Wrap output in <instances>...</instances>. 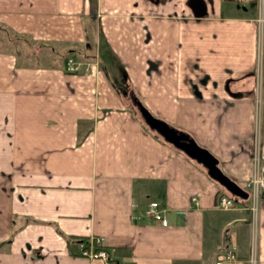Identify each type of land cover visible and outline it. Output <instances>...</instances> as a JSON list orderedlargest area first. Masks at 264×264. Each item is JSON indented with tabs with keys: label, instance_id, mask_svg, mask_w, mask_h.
<instances>
[{
	"label": "crops",
	"instance_id": "obj_1",
	"mask_svg": "<svg viewBox=\"0 0 264 264\" xmlns=\"http://www.w3.org/2000/svg\"><path fill=\"white\" fill-rule=\"evenodd\" d=\"M133 97L248 196L215 207L228 190ZM256 146L264 162V0H0V264H214L230 245L222 264H264ZM92 235L109 263L76 253Z\"/></svg>",
	"mask_w": 264,
	"mask_h": 264
},
{
	"label": "built area",
	"instance_id": "obj_2",
	"mask_svg": "<svg viewBox=\"0 0 264 264\" xmlns=\"http://www.w3.org/2000/svg\"><path fill=\"white\" fill-rule=\"evenodd\" d=\"M65 68L68 71H86L90 68V65L83 64L81 60L75 59L69 56L66 61ZM247 185L250 194L253 198H256L260 189H264V162H261L258 154V148L256 146L253 154V165L249 175ZM236 196L227 192H221L216 199L215 207L217 208H231L235 206ZM190 205L199 206L200 201L197 194L190 195ZM254 207V205H253ZM144 214L151 216L161 224L167 223V218L163 212V208L160 207L158 200L150 199L143 208ZM104 237L102 235H92L87 240H80L77 246V254L87 257H102L108 262L107 251L102 247ZM234 245H230L223 254H221L214 262V264H222L224 261L232 260L235 256Z\"/></svg>",
	"mask_w": 264,
	"mask_h": 264
},
{
	"label": "water",
	"instance_id": "obj_3",
	"mask_svg": "<svg viewBox=\"0 0 264 264\" xmlns=\"http://www.w3.org/2000/svg\"><path fill=\"white\" fill-rule=\"evenodd\" d=\"M133 100L149 127L155 129L165 140L183 150L187 155L201 162L208 174L232 194L243 198L248 196V191L244 187L221 170L218 159L206 147L198 144L187 132L177 129L164 119L152 114L136 97H133Z\"/></svg>",
	"mask_w": 264,
	"mask_h": 264
},
{
	"label": "trees",
	"instance_id": "obj_4",
	"mask_svg": "<svg viewBox=\"0 0 264 264\" xmlns=\"http://www.w3.org/2000/svg\"><path fill=\"white\" fill-rule=\"evenodd\" d=\"M136 112H137L138 116H139L142 120H144L143 117L141 116V114H140V112H139L137 106H136ZM149 128H150V127H149ZM151 130H153L155 134H158L159 136H161V135H160L155 129H151ZM81 240H87V238L82 237Z\"/></svg>",
	"mask_w": 264,
	"mask_h": 264
},
{
	"label": "rangeland",
	"instance_id": "obj_5",
	"mask_svg": "<svg viewBox=\"0 0 264 264\" xmlns=\"http://www.w3.org/2000/svg\"><path fill=\"white\" fill-rule=\"evenodd\" d=\"M3 35H4V34H3ZM25 47H26V44H25ZM25 52H26V53H28V49H27V47H26V49H25ZM245 187L247 188V186H245ZM248 190H249V188H248ZM250 196H251V195H250ZM250 196H249L248 198H250V199H251V197H250Z\"/></svg>",
	"mask_w": 264,
	"mask_h": 264
}]
</instances>
